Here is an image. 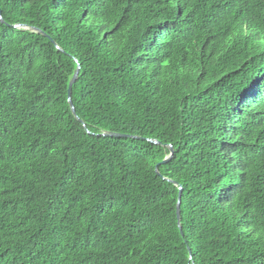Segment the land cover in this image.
Segmentation results:
<instances>
[{
	"label": "trees",
	"instance_id": "1",
	"mask_svg": "<svg viewBox=\"0 0 264 264\" xmlns=\"http://www.w3.org/2000/svg\"><path fill=\"white\" fill-rule=\"evenodd\" d=\"M0 264H264V0H0Z\"/></svg>",
	"mask_w": 264,
	"mask_h": 264
},
{
	"label": "water",
	"instance_id": "2",
	"mask_svg": "<svg viewBox=\"0 0 264 264\" xmlns=\"http://www.w3.org/2000/svg\"><path fill=\"white\" fill-rule=\"evenodd\" d=\"M78 74H79V67L77 68L75 74L73 75L69 86H68V90H67V100H68V104L70 106L71 112L75 115V108L73 106L72 100H71V90H72V86L75 83V81L78 78ZM76 116V115H75ZM77 118V117H76ZM78 119V118H77ZM103 136H108V137H120V138H132L131 136H125V135H120V134H114V133H107V134H103ZM171 151V156L173 155V149L170 148ZM170 156V158H171ZM170 158H168L167 160H164L161 165L166 164ZM156 174L158 176H160L158 170L156 169ZM181 193H182V188H179V199H178V204H177V218H178V223L180 225V202H181ZM182 234V233H181Z\"/></svg>",
	"mask_w": 264,
	"mask_h": 264
}]
</instances>
